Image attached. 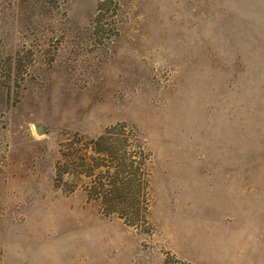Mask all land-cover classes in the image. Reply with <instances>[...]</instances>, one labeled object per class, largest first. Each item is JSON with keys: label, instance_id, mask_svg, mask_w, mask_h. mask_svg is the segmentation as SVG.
<instances>
[{"label": "rangeland", "instance_id": "374dc122", "mask_svg": "<svg viewBox=\"0 0 264 264\" xmlns=\"http://www.w3.org/2000/svg\"><path fill=\"white\" fill-rule=\"evenodd\" d=\"M0 264H264V0H0Z\"/></svg>", "mask_w": 264, "mask_h": 264}]
</instances>
